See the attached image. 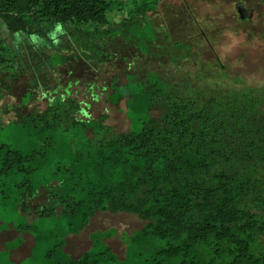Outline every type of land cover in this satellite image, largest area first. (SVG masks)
Masks as SVG:
<instances>
[{"label": "trees", "instance_id": "trees-1", "mask_svg": "<svg viewBox=\"0 0 264 264\" xmlns=\"http://www.w3.org/2000/svg\"><path fill=\"white\" fill-rule=\"evenodd\" d=\"M155 1L120 13V25L135 20L143 29ZM122 5L0 0V83H11L7 96L20 98L17 109L24 110L7 125L2 115L9 110L1 112L0 103V210L11 214L0 219V231L17 235L0 251V264H16L10 253L27 236L33 247L20 264H264L263 89L204 98L166 91L160 79L140 90L145 99L134 96L150 113L138 120L140 129L115 132L107 108L94 114V97L89 102L87 94L74 93L75 81L52 92L33 84L37 76L52 84L55 72L87 61L103 65L109 54L102 51L118 36L109 14ZM17 37L50 45L20 55L9 42ZM49 48L57 50L55 63ZM23 78L27 85L20 87ZM114 90L109 84L106 102ZM38 96L48 98L46 108L29 110ZM98 213L132 214L144 222L124 235V258L107 244L115 229L91 233L90 249L78 258L65 250L67 239Z\"/></svg>", "mask_w": 264, "mask_h": 264}, {"label": "rangeland", "instance_id": "rangeland-1", "mask_svg": "<svg viewBox=\"0 0 264 264\" xmlns=\"http://www.w3.org/2000/svg\"><path fill=\"white\" fill-rule=\"evenodd\" d=\"M155 2V0H121L123 10L109 14L111 27L116 29L114 32L118 33V36L113 40L110 39L105 51H102L109 54L103 65L98 60H91L84 66L76 68L70 66L68 72L66 68L55 72V79L59 77L62 79L65 76L64 82L66 78L67 82L79 81V85L78 82L77 86L74 84L75 89L80 94L86 92L88 94L86 101L89 102L93 96L98 95L99 90H95L96 84L100 89L109 84L113 86L116 92L114 90L111 94V103L102 98L95 104L94 109H108L107 124L113 127L115 132L140 129L138 120H145L150 116L145 110L143 99L146 96L140 94V90L144 86L149 89L150 85L160 79L166 91L172 93L180 91L184 96L201 94L204 98H208L242 87L264 90V0H158L156 10L148 13L151 21L146 18L148 23L143 29L138 24H132L135 20L120 25L124 18L120 13L128 14L131 7L132 11L137 12V7L144 3L152 7ZM239 2H244L248 9H254L251 18L237 19L234 6ZM117 24L119 26H116ZM25 39L29 40L24 41ZM9 42L16 47L20 55L30 53L37 44L44 48L50 45L48 41L38 40L36 37L35 39L10 38ZM136 48L140 50L139 53ZM50 50L52 62L55 63L58 54L53 52L56 49ZM47 60L49 62L48 58ZM68 74L70 76H67ZM127 77L131 83L126 90ZM118 78L119 85L116 84ZM35 79L34 85L48 86L47 89L51 92L57 87L55 80L47 85L42 84L39 76ZM25 82L26 78H23L18 85L22 87ZM0 84H2L0 94L2 97L6 95L7 98L0 101L5 105V110L1 112L9 110L4 116L2 115L5 124L8 125L9 120L17 119L24 110L23 107L17 109L20 106L18 103L20 98L7 96L9 93L6 90L11 83L3 80ZM26 85L27 83L23 86ZM28 85L32 86V83L29 82ZM29 94L31 92L27 90L23 95L24 102ZM135 95L143 99L134 101ZM118 96L124 98L118 100ZM47 104V97L38 96L28 109H45ZM152 113L158 116L160 111L154 110ZM46 196L47 194L41 197L45 199ZM10 216V213L5 214L0 210V219H8ZM52 222L48 224L53 225ZM143 225L144 222L132 214L98 213L81 234L67 239L66 251L74 258L80 257L90 249L91 233L115 229L116 235L107 240V244L124 258L126 252L124 235L133 234ZM14 237L13 232L0 231V242ZM28 243H31L30 238Z\"/></svg>", "mask_w": 264, "mask_h": 264}, {"label": "flooded vegetation", "instance_id": "flooded-vegetation-1", "mask_svg": "<svg viewBox=\"0 0 264 264\" xmlns=\"http://www.w3.org/2000/svg\"><path fill=\"white\" fill-rule=\"evenodd\" d=\"M234 7H235L236 12H237V16H236L237 19H240L241 20V19H245L247 17H250L251 18V16L253 15L254 9L253 8L248 9V7L246 6V4L244 2H239L238 4L236 3V5ZM188 63H190V62H188ZM64 77L62 79H60V77H59L58 80H56V85H57L56 88H58V89H60V88H66L64 86H66L68 84L71 85L70 83L74 82V80H71L70 82H67V78H66V81L64 82L63 81L64 80ZM77 82H78V85H79V81H75L74 82V84H76V86H77ZM70 87H73L74 93H79L75 89V86L74 85H71ZM107 88H109V85H107L106 87H103V89H100V87L97 84L95 85V89L96 90H99V91H98V95L93 96L94 97L93 98L94 105H93L92 109H94V107L96 106L95 104H97L103 98L104 95H107L106 94L107 93L106 92V89ZM82 95L86 96V92H82ZM87 96H88V94H87ZM105 109H103V108L95 109L94 112H95V114L96 113H99L100 114V113L104 112ZM107 112H108V109H107Z\"/></svg>", "mask_w": 264, "mask_h": 264}, {"label": "crops", "instance_id": "crops-1", "mask_svg": "<svg viewBox=\"0 0 264 264\" xmlns=\"http://www.w3.org/2000/svg\"><path fill=\"white\" fill-rule=\"evenodd\" d=\"M8 232H13V231H8ZM13 233H15V232H13ZM16 236L17 235L15 233V237L12 238L11 240H7V241L0 242V251L4 250L6 248V243L9 242V241L14 240L16 238ZM29 238L30 237L27 236L26 237V243L23 246H21L20 248H18L16 250H12L11 253H10L12 260L15 261L16 264H20L26 258L30 257V255H31V249L33 247V240L30 238L31 239V243H28V239ZM65 250H66V247H65ZM76 258H78V257H76Z\"/></svg>", "mask_w": 264, "mask_h": 264}]
</instances>
